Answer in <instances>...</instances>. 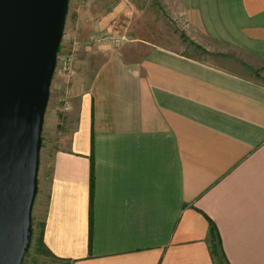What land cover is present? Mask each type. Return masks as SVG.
Masks as SVG:
<instances>
[{
	"label": "crops",
	"instance_id": "crops-1",
	"mask_svg": "<svg viewBox=\"0 0 264 264\" xmlns=\"http://www.w3.org/2000/svg\"><path fill=\"white\" fill-rule=\"evenodd\" d=\"M182 4L239 71L140 36L82 49L71 110L48 102L43 123L47 264H214L210 221L228 264H264V0ZM108 9L84 40L124 21Z\"/></svg>",
	"mask_w": 264,
	"mask_h": 264
},
{
	"label": "water",
	"instance_id": "water-1",
	"mask_svg": "<svg viewBox=\"0 0 264 264\" xmlns=\"http://www.w3.org/2000/svg\"><path fill=\"white\" fill-rule=\"evenodd\" d=\"M69 0H0V264L33 236L42 131Z\"/></svg>",
	"mask_w": 264,
	"mask_h": 264
},
{
	"label": "rangeland",
	"instance_id": "rangeland-1",
	"mask_svg": "<svg viewBox=\"0 0 264 264\" xmlns=\"http://www.w3.org/2000/svg\"><path fill=\"white\" fill-rule=\"evenodd\" d=\"M90 1H93V4H88ZM197 1L200 2V0ZM96 2L99 3V7L90 8ZM120 2H124V21H119V19L114 23L112 31L101 29L84 40L87 33L91 31L89 21L94 23L101 17L98 16L90 20L95 9L96 11L100 10L99 14L101 15L110 10L108 3L115 7ZM182 3L183 0H70L64 35L57 55L56 69L50 89V109L53 105L57 107L56 116L65 115L71 110V80L82 49L99 43H112L117 47V40L120 39V36H124V44L126 40L140 36L156 46L180 53L197 62L222 68L230 73L238 72L232 45L214 39L211 34H207L199 22V14L196 15L200 8L193 9L191 18L185 12ZM216 25L218 24L211 26L215 27ZM69 59L71 62L68 73ZM240 73L248 74V72ZM56 142L57 135L55 133L48 130L42 132L38 192L33 207V236L23 264H47L46 257L42 255L41 250L37 252V239L39 226L44 216V197L47 191L51 150Z\"/></svg>",
	"mask_w": 264,
	"mask_h": 264
},
{
	"label": "trees",
	"instance_id": "trees-1",
	"mask_svg": "<svg viewBox=\"0 0 264 264\" xmlns=\"http://www.w3.org/2000/svg\"><path fill=\"white\" fill-rule=\"evenodd\" d=\"M59 52V51H58ZM39 234L37 239V252L41 250L42 255L44 257H51L50 252L45 248L43 244V224L41 223L39 226ZM208 245L210 250V255L214 264H228L224 253L222 251L221 242L219 234L214 226V224L209 222V230H208Z\"/></svg>",
	"mask_w": 264,
	"mask_h": 264
},
{
	"label": "built area",
	"instance_id": "built-area-1",
	"mask_svg": "<svg viewBox=\"0 0 264 264\" xmlns=\"http://www.w3.org/2000/svg\"><path fill=\"white\" fill-rule=\"evenodd\" d=\"M121 41L123 42V39L117 40V44L116 45L117 46L120 45ZM68 62L69 63H68V67L67 68H68V73H69L70 72V62H71V60L69 59ZM67 68H65V69L67 70Z\"/></svg>",
	"mask_w": 264,
	"mask_h": 264
}]
</instances>
